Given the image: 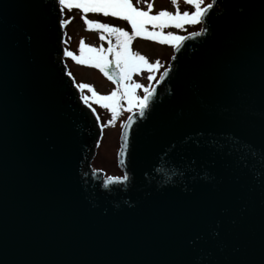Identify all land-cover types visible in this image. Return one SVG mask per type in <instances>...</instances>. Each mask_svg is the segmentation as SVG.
<instances>
[{"label": "water", "instance_id": "water-1", "mask_svg": "<svg viewBox=\"0 0 264 264\" xmlns=\"http://www.w3.org/2000/svg\"><path fill=\"white\" fill-rule=\"evenodd\" d=\"M213 5L106 182L57 0H0V264H264V0Z\"/></svg>", "mask_w": 264, "mask_h": 264}, {"label": "rangeland", "instance_id": "rangeland-1", "mask_svg": "<svg viewBox=\"0 0 264 264\" xmlns=\"http://www.w3.org/2000/svg\"><path fill=\"white\" fill-rule=\"evenodd\" d=\"M130 3L141 10L147 11V5L151 3L153 7L150 10V15H155L159 10L166 9L168 11H175L172 5V0H129ZM179 10L181 12L194 10L192 5L186 4L184 0H177ZM213 3V0H201V5ZM74 9L69 10V16L67 18V27L65 38V48L67 51L72 52L74 55L79 56L80 41L83 40L85 45L84 56H99V51L92 53L88 51V46H92L97 50L102 49L104 58L112 63H115V52L120 51L118 47V41L114 34H109L107 30L98 28L96 23L86 24L85 20L95 21L101 24H108L114 27L121 28L131 33V26L127 21L121 18L113 17L111 15L105 16L103 13L83 12L80 9L72 7ZM103 17L104 19H96V16ZM65 18L63 17V20ZM66 23V24H67ZM203 28L201 21L195 24H184L181 28H176L174 25H168L165 27L153 28L152 24H146L145 29L148 32L156 31L166 34L171 32L173 35H178L186 38L189 34H196ZM101 37H104L101 39ZM183 40V39H182ZM180 41H173L172 43H160L158 40H151L145 37H134L129 45L131 53H139L144 55L149 63H157L158 66L151 72L147 67H141L139 71H134L130 74V78L123 80L122 84H116V81L109 79L108 75H105L99 68L92 65H82L77 63L72 57L66 56L67 64H69V70L72 71L74 80L77 85L83 83L91 85L92 89H80L83 97H87V102L93 107L97 114L100 138L96 147V152L92 160L91 166L94 171L100 172L107 177L122 176L123 170L119 165V152L121 148V136L124 127L129 122L130 117L139 111V106L134 102L129 105L127 99L123 98L124 88L123 85L129 83H138L142 85L141 88L135 89L134 94L138 97L145 95L144 88H148L151 92L162 77V75L170 67V63L175 56L176 46ZM109 48L112 49L109 52ZM152 79L149 80L148 77ZM92 90L99 95H108L113 90L117 91L118 103L116 106L115 115L109 108H105L102 104H98L92 97Z\"/></svg>", "mask_w": 264, "mask_h": 264}, {"label": "snow or ice", "instance_id": "snow-or-ice-1", "mask_svg": "<svg viewBox=\"0 0 264 264\" xmlns=\"http://www.w3.org/2000/svg\"><path fill=\"white\" fill-rule=\"evenodd\" d=\"M186 4L192 5L194 10L191 12L179 10L177 0H172V5L175 11H168L166 9L159 10L155 15H150V10L153 7L151 3L147 5L148 10H141L134 7L129 0H58V4L61 6V11L63 7L82 10L83 12H94L103 13L105 16L111 15L113 17L124 19L131 26V33L108 24H101L95 21L85 20L86 24L96 23L98 28L107 30L109 34H114L118 41V47L120 51L115 52V63L116 68L119 70V80L120 83L123 80L129 79L130 74L134 71H139L141 67H147L151 72L158 66L157 63H149L144 55L139 53H131L129 50V45L134 37L140 36L151 40H158L160 43H172L173 41H181L184 39L181 36L173 35L171 32L167 33L166 36L163 33L152 31L148 32L145 29L146 24H152L153 28L165 27L168 25H174L176 28H181L184 24H195L201 21L207 10L213 8V4L209 3L204 6L201 5V0H184ZM67 23V21H61V24ZM104 37H101L103 39ZM85 45L83 40L80 41L79 52L80 55L76 56L70 51H65L66 56L72 57L77 63L82 65H92L99 68L105 75H108V68L111 61L104 58L103 50H97L92 46H88V51L95 53L99 51L101 54L99 56H84ZM112 51L111 48L108 50ZM166 74V73H165ZM71 75V73H69ZM109 79H112L109 76ZM149 80L152 79L151 76L148 77ZM159 82V81H157ZM80 89H92L91 85L79 84ZM142 85L138 83H129L123 85L124 92L123 98L127 99L129 105L134 102L139 106L141 110V115H143V110L148 107V102L151 99L153 93L148 89L144 88L145 95L141 98L134 94V90L141 88ZM92 97L96 100L98 104H102L103 107L109 108L113 115L116 112V104L118 103L117 91L113 90L108 95H99L94 90H92ZM87 103V97H81ZM128 179L127 173L124 176L118 177H107L106 182H118Z\"/></svg>", "mask_w": 264, "mask_h": 264}]
</instances>
